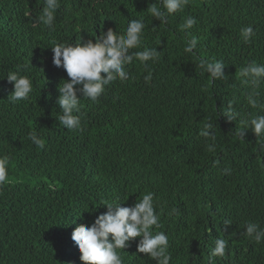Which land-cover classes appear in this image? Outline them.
Returning <instances> with one entry per match:
<instances>
[{"label":"trees","instance_id":"obj_1","mask_svg":"<svg viewBox=\"0 0 264 264\" xmlns=\"http://www.w3.org/2000/svg\"><path fill=\"white\" fill-rule=\"evenodd\" d=\"M43 2L0 0V155L10 158L0 185V264H82L74 229L107 212L99 201L119 197L131 207L146 192L163 208L153 231L168 236L170 264H264V243L241 235L248 221L264 228V151L251 129L222 114L230 100L242 113L257 111L246 105L237 73L249 61L264 63V0H190L166 26L146 13L155 0H60L54 31L34 26ZM187 16L197 21L189 30L195 54L184 52L190 36L179 30ZM132 19L146 24L133 51L160 52L148 62L152 81L134 61L128 80L107 86L98 102L81 101L82 131L60 127L57 89L70 78L48 48L86 42L102 29L122 33ZM249 25L256 35L246 44L240 30ZM213 58L225 63L226 80L199 69ZM10 71L32 79L29 100L8 101ZM207 122L214 152L199 135ZM31 131L44 148L28 140ZM218 238L227 240L225 255L211 257ZM138 239L123 250L124 264H156L137 255Z\"/></svg>","mask_w":264,"mask_h":264},{"label":"clouds","instance_id":"obj_2","mask_svg":"<svg viewBox=\"0 0 264 264\" xmlns=\"http://www.w3.org/2000/svg\"><path fill=\"white\" fill-rule=\"evenodd\" d=\"M190 0H155L148 6L146 13L160 22V25H168L170 17L182 13L189 5ZM60 8V0H44L40 14L34 18V26H44L54 31L56 13ZM28 15V13H26ZM197 21L192 16L183 18L179 30L186 32L190 39L184 47V52L195 54L198 40L191 35L189 30L193 29ZM146 24L144 19L128 20L124 31L118 32L112 28L107 31L101 30L100 35L89 39L86 42L77 38L75 44L57 43L48 49L53 53L52 62L57 68H63L70 80H63L58 86L59 96L56 104L59 112H56V120L59 126L68 131H82L81 101L89 100L98 102L105 93L106 87L113 82H125L129 78L128 66L137 61L146 71L145 83L153 79V73L149 67V61L155 63L159 59L160 52L157 48L143 47L140 49L145 36ZM155 30V27H153ZM256 32L253 26L249 25L240 30V36L244 43H251ZM199 69L206 73L213 81L226 80L225 63L215 58L201 60ZM106 74V75H102ZM238 76L242 84L247 87L244 92L246 105L257 110L255 113H242L234 107L236 101H228L226 111L222 114L229 120L237 122L244 129H251L257 137V145L264 151V101L262 91L264 88V63L249 61L238 70ZM5 79V78H0ZM6 80L13 85V91L8 97L10 103L27 101L33 92L32 79L27 75H20L17 72H9ZM242 132L238 135L242 139ZM199 135L210 141L207 150L215 151L216 134L214 125L211 122L204 123ZM28 140L37 148H44L45 142L37 132L31 131ZM9 157L0 155V185L8 182ZM225 175L231 174L230 168L222 170ZM100 205L107 208V212L100 214L91 226L80 224L72 232V240L78 247L82 264H124L122 253L130 246L129 242L136 241L137 255L145 254L156 264H170L172 257L169 253V239L165 232L154 229L161 228L160 216L163 208L158 201H154V194L146 192L142 198L131 207L122 206L120 198L113 200L99 201ZM176 212L173 208L169 215ZM226 225H231V220H225ZM241 235L245 236L256 244L264 243V228L255 222H245ZM227 240L218 238L214 241L211 249V257H223L227 248Z\"/></svg>","mask_w":264,"mask_h":264}]
</instances>
